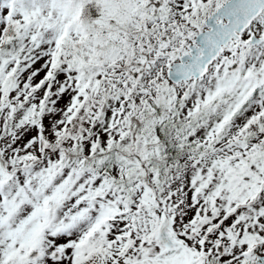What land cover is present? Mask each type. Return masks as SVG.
I'll use <instances>...</instances> for the list:
<instances>
[{
    "label": "snow or ice",
    "instance_id": "snow-or-ice-1",
    "mask_svg": "<svg viewBox=\"0 0 264 264\" xmlns=\"http://www.w3.org/2000/svg\"><path fill=\"white\" fill-rule=\"evenodd\" d=\"M0 264H264V0H0Z\"/></svg>",
    "mask_w": 264,
    "mask_h": 264
}]
</instances>
